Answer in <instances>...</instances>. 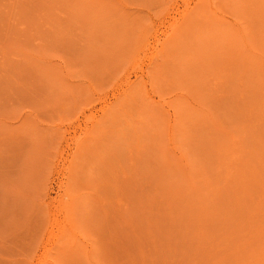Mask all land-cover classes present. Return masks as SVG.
<instances>
[{
  "label": "rangeland",
  "instance_id": "374dc122",
  "mask_svg": "<svg viewBox=\"0 0 264 264\" xmlns=\"http://www.w3.org/2000/svg\"><path fill=\"white\" fill-rule=\"evenodd\" d=\"M0 264H264V0H0Z\"/></svg>",
  "mask_w": 264,
  "mask_h": 264
},
{
  "label": "bare ground",
  "instance_id": "6f19581e",
  "mask_svg": "<svg viewBox=\"0 0 264 264\" xmlns=\"http://www.w3.org/2000/svg\"><path fill=\"white\" fill-rule=\"evenodd\" d=\"M199 4V3H198ZM214 37V36H213Z\"/></svg>",
  "mask_w": 264,
  "mask_h": 264
}]
</instances>
